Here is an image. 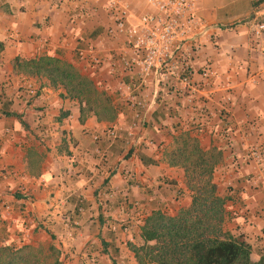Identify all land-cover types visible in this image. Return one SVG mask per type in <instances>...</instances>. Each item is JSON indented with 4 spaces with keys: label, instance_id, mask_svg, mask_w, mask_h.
<instances>
[{
    "label": "crops",
    "instance_id": "0c3cea01",
    "mask_svg": "<svg viewBox=\"0 0 264 264\" xmlns=\"http://www.w3.org/2000/svg\"><path fill=\"white\" fill-rule=\"evenodd\" d=\"M113 1L0 0V214L6 216L0 238L21 246L29 244L30 231L48 230L64 253L80 252L85 264H138L130 245L143 244L146 217L166 209L175 215L192 203L184 170L166 159L174 137L189 132L204 150L222 153L214 182L227 198L224 227L242 235L258 261L264 254V159L251 161L249 151L264 146V54L253 38L255 24L264 22V0H197L201 25L193 39L177 47L169 65L149 72L126 36L109 32L116 30ZM119 1L132 26L155 12L149 0ZM193 41L200 45L195 53ZM78 49L104 63L80 62ZM41 56L94 80L113 99L116 119L91 113L82 120L85 104L17 66ZM180 56L195 88L174 67ZM207 69L212 75L204 79ZM12 112L20 118L6 115ZM137 114L140 128L129 137ZM198 122L205 126L200 135L194 133ZM112 126L124 130L122 139L104 137Z\"/></svg>",
    "mask_w": 264,
    "mask_h": 264
},
{
    "label": "trees",
    "instance_id": "16d2710c",
    "mask_svg": "<svg viewBox=\"0 0 264 264\" xmlns=\"http://www.w3.org/2000/svg\"><path fill=\"white\" fill-rule=\"evenodd\" d=\"M17 66L28 75L46 79L52 87H62L66 97L85 104L81 109L82 120L91 113L99 120L113 122L116 119V109L109 113L106 107V117L98 111L103 102L111 104L110 98L107 96L102 101L101 97L106 94L73 65L55 57L41 56L30 61H17ZM6 115L20 118L14 112ZM23 125L27 127L24 122ZM173 144L166 159L170 166L184 170L192 203L175 215L154 211L146 217L140 229L143 244L130 245L138 264H264V254L258 261L253 260L252 247L245 238L225 230L227 198L219 195L218 185L214 182L222 153L204 150L199 139L189 132L175 136ZM0 223L5 225L4 221ZM46 232L51 237L48 245L17 246L8 243L6 236L0 238V264H63L62 245L56 243L54 234ZM104 246L105 250L111 247L113 254H118L113 245Z\"/></svg>",
    "mask_w": 264,
    "mask_h": 264
},
{
    "label": "built area",
    "instance_id": "2783aa9c",
    "mask_svg": "<svg viewBox=\"0 0 264 264\" xmlns=\"http://www.w3.org/2000/svg\"><path fill=\"white\" fill-rule=\"evenodd\" d=\"M154 7L155 12L142 17L141 25L132 26L128 22V12L119 0H114L110 6V14L114 18L116 30H110L111 34H121L126 36L128 42L134 45V48L142 53L143 71L149 72L153 68H159L169 65L173 59L175 50L181 43L191 41L194 32L197 30L201 21L197 16V0H149ZM253 38L257 46V50L264 54V22H258L253 29ZM190 51L195 53L200 50L198 41H193L190 45ZM77 59L80 62L99 68L104 60L97 54L78 49L76 51ZM126 72H132L133 65L125 57L120 58ZM174 67L181 72L180 78L187 85L196 87L193 83V74L189 67L186 66L182 56L174 61ZM212 75L210 69L202 71V76L209 78ZM134 88L138 85L134 84ZM34 89L29 88L30 95H34ZM141 103H135L139 106ZM136 121L131 125L127 135L130 137L139 128L138 120L140 115H136ZM204 122L195 124L194 133L200 135L204 133ZM124 130L118 126H112L104 131V137L113 141L123 138ZM130 133V134H129ZM98 138V137H97ZM250 160L260 161L264 159V146H254L249 151ZM9 174L12 172L9 171ZM4 205V211L11 213L14 208L8 204ZM169 214V211H164ZM1 219L5 220L6 216L1 213Z\"/></svg>",
    "mask_w": 264,
    "mask_h": 264
},
{
    "label": "rangeland",
    "instance_id": "374dc122",
    "mask_svg": "<svg viewBox=\"0 0 264 264\" xmlns=\"http://www.w3.org/2000/svg\"><path fill=\"white\" fill-rule=\"evenodd\" d=\"M100 92H102V91H100ZM108 97H110V96H108ZM105 99H107V96H102L101 97L102 101H105ZM110 100H111V102H110L111 104H106L105 102H103V104H101L100 107L97 108L98 111H100L103 114L102 116L105 115V117H106V114H104V109L106 107L109 108V110H110L109 113L113 112L115 105L113 104V99L110 98ZM1 221H3V220L1 219V216H0V222ZM72 225H73L74 228L79 227V225L75 224V223H73ZM26 240H27V243H29V244L34 243V244L48 245L51 242V237L44 230H36V231L32 230L26 236ZM56 243L57 244H61L59 239L56 240ZM75 249H77V248L75 247L73 249V251ZM72 255H76V256H72ZM63 264H85V261L82 259V254L80 252H78V253L73 252L71 254L70 253L69 254L64 253Z\"/></svg>",
    "mask_w": 264,
    "mask_h": 264
}]
</instances>
